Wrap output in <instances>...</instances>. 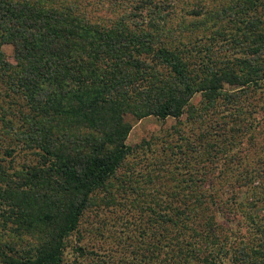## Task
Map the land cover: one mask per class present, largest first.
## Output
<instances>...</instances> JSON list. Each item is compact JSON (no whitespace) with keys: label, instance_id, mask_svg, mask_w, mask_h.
I'll use <instances>...</instances> for the list:
<instances>
[{"label":"trees","instance_id":"obj_1","mask_svg":"<svg viewBox=\"0 0 264 264\" xmlns=\"http://www.w3.org/2000/svg\"><path fill=\"white\" fill-rule=\"evenodd\" d=\"M229 1L217 10L200 4L188 10L202 22L230 24L223 37L227 43H204L189 52L174 50L159 37L156 18L165 19L169 0H135L133 8L151 13L137 29L124 19L91 20L64 1L0 0V55L11 45L14 58L0 57V101H18L16 108L8 105V119L5 113L0 117V144L15 134L21 140L17 153L24 150L35 160L8 172L1 162L8 156L14 160L15 147L0 145L1 226L13 236L0 245V264H64L67 236L97 192H107L105 202H113L109 187L140 148L126 141L132 127L126 115L172 117L176 140L186 136L187 125L205 120L208 129L197 138L207 142L197 147L204 148L197 163L209 161L213 168L211 173L195 169L198 176L186 171L191 180L186 187L200 184L194 201L176 205L170 215L152 211L155 217L145 222L152 234L142 264H220L224 257L230 264H264V143L257 131L264 122L256 118L264 113V0ZM236 34L240 43H233ZM213 44L225 54H208ZM186 137L185 146L190 140L195 149ZM180 146L178 169L191 161ZM214 178L234 179L260 200L242 217L259 242L243 240L232 248L218 240L217 224L206 225L207 211L214 215L220 209L195 200L205 194L200 182ZM131 191L137 202L141 192ZM164 239L172 242L165 251Z\"/></svg>","mask_w":264,"mask_h":264},{"label":"rangeland","instance_id":"obj_2","mask_svg":"<svg viewBox=\"0 0 264 264\" xmlns=\"http://www.w3.org/2000/svg\"><path fill=\"white\" fill-rule=\"evenodd\" d=\"M56 1L69 3L77 13L85 15L91 20L115 22L118 19H124L132 29L138 28L136 23L146 25L151 17V13L146 9L141 11L133 8V5L136 4L135 0ZM229 2V0H202L197 3V0H169L165 3L168 5L165 7V19L156 18V22L159 23V37L172 49L175 50V47H178L189 52L192 48L193 50L203 48L204 43H227L223 40V37L229 33L230 24L227 20L221 19L215 24H211L210 19H204L202 22L201 16L192 15L188 13V10L195 4H200L204 7L206 5V8L212 11L213 9H221ZM250 10L247 8L248 15L251 14ZM135 13L138 16H135ZM219 35H222L220 39H215ZM233 40V43H240L239 35L236 34ZM195 44L198 45L193 47ZM219 49L218 44L216 46L213 44L208 54L215 57L224 55L225 53ZM0 57L13 61V47L4 45ZM189 59L191 61L197 60V58L192 57ZM199 97L200 95L196 94L193 97V102L197 101ZM1 100L0 117L5 113L2 117L8 119L7 114L10 113L8 105L11 109L16 108L18 101L11 100L8 102V98L3 99V97ZM125 117L132 124L126 141L130 145L139 144L140 148L127 159V163L117 173L118 180L115 179L109 187L111 194L115 195L113 202L108 204L105 202L107 192H97L93 197L92 207L84 212L77 228L67 236L64 264H142L141 253H144L152 234L146 229L145 222L147 219L155 217L152 211H158L159 208L160 213L170 215L174 214L176 205L183 206L185 203L194 201L195 198L191 196L199 194L198 185L200 184L197 180V182H193L192 188L186 187L191 183V180H186L188 178L186 171H192L196 176L198 174L195 169H202L203 172L209 173L213 171L209 161L203 163V166H198L197 163L200 159L199 153L204 151L203 146L200 149L197 147L207 142V140L200 142L197 138L198 134L208 129L205 120L203 122L199 120L197 121L199 124L195 123L185 127L183 135L189 136L195 145V149H190L193 144L189 140V147L185 146L188 143L186 136L182 140H176L177 134L174 127L176 120L172 117L165 120L152 115L141 119H135L131 115ZM182 118L186 120V116ZM256 118H259L260 122H264L262 110L256 114ZM15 122L17 126L21 123ZM3 123L0 120L1 136L4 135ZM257 131H259L258 141L261 145L264 143V124L260 126V129L258 126ZM17 139L15 134H7L6 140L4 139V145L15 147L14 160L13 156H8L7 160L1 162L8 172H13V169H19L23 165L35 161H32L31 154L25 153L24 150L17 153V147L21 143V140ZM179 144H184V146H180L181 150L183 149L186 155L191 158V161L187 160L182 163V169H178L180 164L176 161V154L183 153L178 149ZM0 145L2 149L3 147L5 149L6 146ZM201 160H203L202 157ZM155 161L160 168L157 169L159 173L155 170ZM237 170V166L231 168L233 173H236ZM213 173L217 175L218 170ZM200 183L202 185L200 188L205 191V194L200 196L202 199L199 198L195 201H202L206 205H211V208L220 209V212L214 215L207 211L209 220L206 224L209 226L217 224L219 228L217 238L220 242L225 241L226 245L233 248L243 240L248 241L249 244L260 241L261 238L258 234L250 232L248 225L242 218L243 213L248 211V207L260 200H254L248 190L244 186L238 185L234 179L224 182L221 178H214L212 183H205V181ZM132 189H136L139 194L141 192L137 202H135L136 193L131 191ZM208 194L213 195L211 199L207 196ZM3 219L4 216H0V245L4 241H13V236L8 233V228L1 226ZM171 232L173 233V231ZM171 232L164 230L167 236H171ZM225 238L227 239L223 240ZM171 243L170 240L164 239L162 241L163 246H165L164 251L170 249ZM19 245H24V242L19 243ZM253 245L256 246V243ZM220 264H230V261L224 257Z\"/></svg>","mask_w":264,"mask_h":264}]
</instances>
